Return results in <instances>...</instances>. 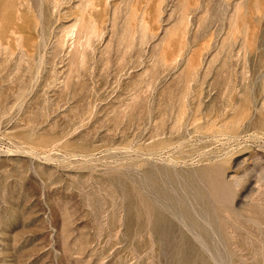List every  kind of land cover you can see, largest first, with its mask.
<instances>
[{
	"label": "rangeland",
	"instance_id": "1",
	"mask_svg": "<svg viewBox=\"0 0 264 264\" xmlns=\"http://www.w3.org/2000/svg\"><path fill=\"white\" fill-rule=\"evenodd\" d=\"M0 264H264V0H0Z\"/></svg>",
	"mask_w": 264,
	"mask_h": 264
}]
</instances>
